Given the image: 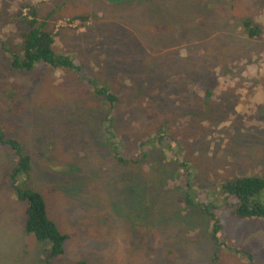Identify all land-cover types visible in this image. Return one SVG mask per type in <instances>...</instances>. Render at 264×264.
Segmentation results:
<instances>
[{"label":"rangeland","instance_id":"obj_1","mask_svg":"<svg viewBox=\"0 0 264 264\" xmlns=\"http://www.w3.org/2000/svg\"><path fill=\"white\" fill-rule=\"evenodd\" d=\"M151 1L165 12L164 31L155 28V25L148 26L144 19L139 18L136 11L141 8L138 5L122 6L121 0H0V42L9 40L12 42L11 48L22 49L23 37L20 34L27 30L20 24L18 12L23 6L32 5L36 21H45L47 30L56 34L52 50L72 59L74 63L71 62V65L75 64V69L63 70L39 65L31 73L23 75L11 72L7 67L9 57L0 53V125L8 136L19 140L32 156L34 170L29 177L34 181V189L41 194L55 196L54 203L62 195L64 198L81 186L79 182L76 184L71 180L74 176L69 175L68 166L85 162L89 169L91 163L94 166L100 164L86 147L90 146L89 135L92 131L105 126L104 110L97 107L100 102H106L101 93L104 94L106 89L109 94L114 93L118 101L115 106L122 105L121 113L130 119H137L136 108L144 99L140 102L131 96L139 85L151 82L153 71L168 76V80L172 76L173 80L174 76L182 80L185 73L189 76L191 71L200 75L199 67L211 71L217 77V85H206L211 78L191 85L193 76L186 81L188 85L182 87L184 89L186 86L184 92L175 90L176 85L170 89L180 96L185 93L190 101L189 95H194L199 100L200 108L209 111V119L210 116L216 118L215 113H220V125L215 129L211 126L214 130L210 137L212 143L205 140L200 144L194 142L197 139L194 138L197 136L196 117L190 136L186 135V147L178 149L174 145L159 149L164 165L159 174L150 171L143 162L141 170L144 174L141 176L142 180L147 181L135 184L131 191L133 193H129L131 196L120 188L112 192L114 196L102 197L110 204H95L98 207L95 210H90L92 203L77 202L74 203L76 211L70 209L74 207L62 208L53 221L60 233L71 235L63 247L66 255L59 259L69 264L79 260L87 264H249L247 257L246 260L243 254L233 251L240 249L264 264V220L242 219L224 211L212 210L221 225L215 235L219 244L216 247L211 239L214 219L201 213L198 208L184 204L172 185L175 179L173 166L169 165L178 152L183 155L184 152L201 151L195 159V163H198L196 169L210 178L209 189H213V183L219 180L218 172L223 167L224 176L229 179L255 176V173L264 177V149L255 153L231 154L224 148L234 128H241L236 124H246L250 117H254L253 122H259L255 130V144L264 139V0H236L232 10L229 6L223 7L222 3L208 7L205 3L201 4L203 0H181L180 3L184 1V5L176 4V10L169 11L172 3L169 4L167 0ZM140 6L144 7L143 4ZM209 8H215L217 16L214 13L207 15L205 10ZM27 11L23 10L22 13L27 14ZM240 17L254 20L262 34L246 42L245 49L238 51L232 45L234 41L229 21L240 20ZM219 20H223V28L217 23ZM218 31L211 44L200 43L204 41L203 38H214V32ZM169 32L171 34H167ZM237 32V29H233L234 34ZM197 50L201 55H197ZM235 52L237 55L231 56V59L224 58L227 53ZM141 54H146L144 62ZM187 54L194 56L195 60L191 62ZM204 55L207 58L203 61ZM174 56L180 58L181 62L176 63ZM165 60L172 65L165 64ZM111 79L116 83L114 88ZM206 89L210 93L204 100ZM157 90L153 88V94ZM172 90L163 92V96L168 94L169 98L173 97ZM190 91L193 94H189ZM225 97L233 104L231 108ZM183 101L188 100L185 98ZM151 114L146 116L148 121ZM144 124L143 128L154 135L153 127L156 128V125ZM126 126L123 120L118 131L123 133ZM176 128L175 122L174 130ZM184 129L189 131L186 125ZM78 152L81 157L76 155ZM212 154L215 157L210 159ZM86 156H89L87 161ZM59 159L64 161L63 165L58 166L61 163ZM105 161L108 159L105 158ZM109 163L113 168V160ZM15 164L13 154L6 151L0 159V264H31L32 257L21 252L25 250L23 243L31 238L23 233L25 206L19 201L12 202L7 187L2 183L4 172ZM189 168L192 169L191 166ZM133 175L139 176L136 169ZM129 177L132 178L131 175ZM90 192L94 193L93 187ZM201 196L207 197L204 194ZM124 197L126 200L123 202ZM132 205L138 209L130 210ZM159 206L164 209L154 210ZM102 211L109 212L108 220L101 218ZM129 219L132 222L128 226L132 228L119 230L117 226L129 223ZM163 219L164 234L158 232L160 226L157 231L151 230ZM9 226L16 231L10 230L12 228ZM71 226L75 229L72 232ZM82 226H86L87 232H78ZM179 227L182 230L170 238L173 229ZM127 233H131L132 238L123 239L121 235ZM23 236L26 239H21ZM153 241L156 242L155 246H152ZM147 243L150 244L145 249ZM123 246L129 247L133 253L122 257ZM170 248H175L178 256L186 250L187 258H172Z\"/></svg>","mask_w":264,"mask_h":264},{"label":"trees","instance_id":"obj_2","mask_svg":"<svg viewBox=\"0 0 264 264\" xmlns=\"http://www.w3.org/2000/svg\"><path fill=\"white\" fill-rule=\"evenodd\" d=\"M167 1L169 4L172 3L170 4L171 7L168 8V11L170 9L176 10V4H185L183 3L184 1L180 3L181 0ZM235 1L236 0H203L201 4L204 5L205 3L208 7H212L215 4L222 3L223 7L229 6L232 10ZM121 4H123L122 6H130L131 4L138 5L141 8L139 9L140 11H136L139 18L144 19L148 26L155 25V28H159V30L163 31L165 30L163 28L166 22L165 12H163L160 6L153 1L121 0ZM141 4H143L144 7H141ZM26 9H28L27 14H25V12L22 13V11ZM215 11V8L205 10L207 15L213 13L216 14ZM18 17H20V24H22L24 29L27 30L26 33L22 32L20 34L21 37H23L22 51L11 48L12 42L9 40L0 42V53L9 57L7 67L11 72L25 75L31 73L35 68L39 67V65L43 68L48 67L52 70H63L64 68L75 69V64L71 65L74 63L72 59L65 56L62 57L52 50L53 39L56 34H54L52 30H47V24L45 21H36V13L32 5L23 6L18 12ZM85 18L87 19V17ZM78 20H80V18ZM229 22V26L232 27L231 38L234 41L232 45L238 51L245 49L246 42L256 39L262 34L259 25L249 18L240 17V20L230 19ZM217 23L221 28L225 26L223 20H219ZM233 29H237L238 32L234 34ZM218 33L219 31L214 32L215 35L212 39H209V37L203 38L204 41L200 43L207 45L211 44L217 37ZM167 34L171 33L169 32ZM196 53L197 55H201L199 50H197ZM236 55V52L232 54L227 53L224 55V58L229 60L231 59V56ZM140 56L144 62L143 57L146 56V54H141ZM187 56L191 62L195 60L194 56L188 54ZM205 58H207L206 55L203 56V61ZM174 61L176 63L181 62L180 58L176 56H174ZM165 64L172 65L166 60ZM199 70H201L200 75L199 73L191 71L189 76L188 73H185L184 79L182 80H179L176 76H174V80L173 76L168 80V76H161L153 71L151 82L139 85L131 96L133 99L140 102L144 99V102L139 103L136 108V117L139 121L137 119H130L129 116L121 113L122 105L118 107L115 106L118 101L116 100V95L114 93L110 92L109 94L107 89L106 91L105 89H99L105 91L104 94L101 93V95H103L106 102H100L97 106L104 110L105 119L103 123L105 126H101L96 131H92L93 134L91 133L89 135L91 143L90 146L86 147V150L91 151L96 162L100 164L94 166L91 163V168L89 169L86 167L85 162L81 165L71 164L68 166L67 171L69 175L72 177L74 176L71 180L73 183L76 182V184L79 182L81 186L79 187V190L73 191L64 198L62 195V197L59 200L54 201V203H52V201L55 196L50 197L41 194L34 189V181L29 177V175L32 174V170H34L32 167V156L26 151L25 147H23V144L19 140L12 139L8 136L5 132V128L0 125V159L3 158L6 151H10L13 154V161H16V164L12 168L8 169L7 172H4L2 183L7 187L9 198L12 202L19 201L25 206L23 233H26L27 236H31V238L29 240L26 239V236L21 238L26 239V242L23 243L25 250H22L21 252L32 257L30 259L32 260L31 264H69L62 262L59 257L66 255L63 247L64 244L69 241L71 234H62L58 231L56 224L53 221L57 213L62 208L74 207L75 202L82 204L92 203L93 205L90 206V210H95L98 208L95 204H98V206L104 203L110 204L102 197L104 195L114 196L112 192L120 188L129 195L135 184H142L147 181L146 179L142 180L143 177L141 176L144 174V171L141 170V168L144 167L143 162L148 165L150 171L159 174L164 167L163 162H161L159 149L163 147L172 148L174 145L178 149L186 147L184 146L188 142L186 135L190 136L189 133L192 131L196 117L198 118L199 123L197 122L198 120L195 121L197 124L195 132L197 136H194V138L197 139H195L194 142L200 144L205 140L206 142L212 143L210 137L214 130L211 126L215 129L220 125V113H215V116H217L216 118L210 116L209 119V111L200 108V103H197L199 100L194 97V95H189L191 97L190 101L185 93L183 96H180L179 93H175L170 89L172 85H176L175 90L184 92L186 86L184 89H182V87L188 85L186 84V81L193 76L195 77L193 78L191 85L203 81L202 79L210 78L211 79L206 85L214 83L217 85V77L213 76L211 71H204L201 67H199ZM110 82L112 88H114L116 83L112 79ZM164 83H166V85H164ZM91 84L93 83L91 82ZM153 88H158L155 94L152 92ZM169 90L174 92L173 97L169 98L168 94L163 96L162 93ZM209 93V89L204 91V100ZM1 94L2 89L0 87V95ZM118 94L119 89H117V95ZM189 94H193V92L190 91ZM120 98H122V96H120ZM185 98L188 100L187 102L183 101ZM224 100L228 103L230 108L233 106L226 97ZM155 102H157L156 107ZM149 113H152L149 119L150 121L146 119V116ZM253 119L254 117H250L246 124L240 122L236 124L237 126H241L240 129L235 127V129L238 130V133H240V136L237 139H234V134H232V137H229L230 142L226 139L224 148L227 153L239 154L241 152L252 151L255 153L263 151L264 139L259 144H255V130L258 127L257 124L259 122H253ZM123 120L126 121L127 126L125 131L121 133L118 131V128ZM225 120L226 119H223V121ZM146 122L150 123L152 126L156 125V128L153 127L154 135H151L149 129L143 128V126H145L144 123ZM175 122L177 127L176 130H174ZM185 125L189 127V131L184 129ZM98 131H100V133H98ZM104 141L105 144L103 143ZM45 144L49 143L46 142ZM90 147H93V150H90ZM200 152L201 151L184 152L183 155H180L178 152V155H175V158L169 163V165L173 166V176L175 179H173L174 181L172 182V185L179 196L181 195L185 205L190 204L188 205L189 207L198 208L201 213L214 219V222H212L214 225L211 227V233L213 234L211 239L214 245L218 247L219 244L216 241L215 235L220 230L221 225L219 221L216 220L212 210L216 212L224 211L232 216L242 219L249 218L264 220V201H262V198L264 197V177L255 173V176H241L229 179L224 176L225 168L223 167V169L220 168L219 170L220 172L222 169L221 173L218 172L220 181L216 180L215 183H213V189H209L210 178L203 175L200 170L196 169L198 163H195V159ZM76 155L81 157L80 152L76 153ZM87 157L89 158V156H86V161ZM214 157L215 155L212 154L210 159ZM105 158L108 159V161H105ZM204 158L205 157L202 159ZM111 160L114 162L113 168L109 163ZM60 161L61 163H59L58 166H60V164L63 165L64 163L63 160ZM57 163L58 162H56V164ZM189 165L192 168L191 170ZM114 169L116 170L115 172ZM135 169L139 176L133 175ZM45 172L47 173V171ZM130 175L132 178L129 177ZM64 176L66 177L68 175ZM101 185L104 187H101ZM92 187L96 195H94L93 192H90L92 191ZM132 193L133 192H131V194ZM202 194L206 195L208 198L201 196ZM125 197L128 198L127 195ZM126 198L123 199V202ZM127 205L130 206L129 203ZM145 206L146 205L143 207ZM163 206H159L154 210L164 209ZM102 207L105 206L102 205ZM173 208L178 209L174 206ZM70 209L77 210L75 207ZM135 209L138 208L134 205L130 208V210ZM101 215V218L105 221L110 218L108 211H102ZM147 218H149L148 215ZM131 222L132 220L129 219V223H124L125 228H132V226H128ZM164 222L165 219H163L161 223L152 226L151 230L157 231V227L160 226L161 230L158 232L164 234ZM9 227L12 228L10 230L16 231L13 226ZM180 227L173 229L170 238L175 237L182 230ZM70 230L72 232L75 229L71 226ZM78 232H87L86 226L80 227ZM125 235L128 239L132 238L131 233ZM158 241L161 242L162 240ZM165 251L167 254L168 250L166 249ZM169 251L172 258H187L186 250H184V253L179 256L175 248H170ZM233 251L236 254H243L245 259L247 257L250 260L248 261L246 259L249 264H261V262L258 261V258H255V256L252 257L251 254L246 253L243 250L233 249ZM213 257L215 258V254ZM70 264L87 263L84 260H79L78 262Z\"/></svg>","mask_w":264,"mask_h":264},{"label":"crops","instance_id":"obj_3","mask_svg":"<svg viewBox=\"0 0 264 264\" xmlns=\"http://www.w3.org/2000/svg\"><path fill=\"white\" fill-rule=\"evenodd\" d=\"M149 244H150V243L145 244V246H144L145 249H148ZM155 244H156V242L153 241V242H152V246H155ZM132 253H133V251H131L129 247H127V246H123V254H122V257H125L126 255H131Z\"/></svg>","mask_w":264,"mask_h":264},{"label":"clouds","instance_id":"obj_4","mask_svg":"<svg viewBox=\"0 0 264 264\" xmlns=\"http://www.w3.org/2000/svg\"><path fill=\"white\" fill-rule=\"evenodd\" d=\"M233 134H234V139H237L239 136H240V133H238V130H236L235 128H234V130H233ZM118 227V229L119 230H123L124 228H125V224H121V225H119V226H117ZM123 228V229H122ZM121 237L123 238V239H125V238H127V236L125 235V234H123V235H121Z\"/></svg>","mask_w":264,"mask_h":264},{"label":"bare ground","instance_id":"obj_5","mask_svg":"<svg viewBox=\"0 0 264 264\" xmlns=\"http://www.w3.org/2000/svg\"><path fill=\"white\" fill-rule=\"evenodd\" d=\"M71 126H72V125H71ZM43 136H44V135H43ZM77 138H78V137H77ZM38 143H39V142H38ZM30 148H31V147H30ZM260 185H261V184H260ZM184 203H185V202H184ZM186 205H187V204H186ZM188 205H190V204H188ZM188 205H187V206H188ZM27 219H28V218H27ZM30 223H31V222H30ZM39 224H40V223H39ZM28 225H29V224H28ZM32 227H33V226H32Z\"/></svg>","mask_w":264,"mask_h":264}]
</instances>
